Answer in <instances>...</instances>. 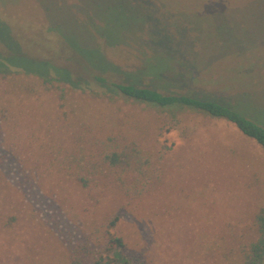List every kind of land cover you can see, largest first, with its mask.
Instances as JSON below:
<instances>
[{
	"label": "rangeland",
	"instance_id": "374dc122",
	"mask_svg": "<svg viewBox=\"0 0 264 264\" xmlns=\"http://www.w3.org/2000/svg\"><path fill=\"white\" fill-rule=\"evenodd\" d=\"M245 1L0 0V264H66L115 210L124 212L113 231L125 246L90 264L237 263L242 244L256 239L251 223L264 205V148L233 123L200 112L165 124L164 111L111 95L93 72L102 67L104 77L131 81L136 71L169 69L140 81L224 103L248 87L249 99L264 100V50L239 51L264 45V7ZM118 26L123 42L108 45ZM107 59L122 73L106 71ZM44 60L71 72L67 119L59 90L22 69H46ZM119 118L133 120L151 152L165 156L161 181L141 202H128L109 183L85 189L45 169L47 138L68 145L87 123L113 126Z\"/></svg>",
	"mask_w": 264,
	"mask_h": 264
},
{
	"label": "trees",
	"instance_id": "16d2710c",
	"mask_svg": "<svg viewBox=\"0 0 264 264\" xmlns=\"http://www.w3.org/2000/svg\"><path fill=\"white\" fill-rule=\"evenodd\" d=\"M211 1L217 2L218 0H209V2ZM237 1L246 2L245 0ZM258 1L264 7V0ZM233 4L235 1L227 3L225 8L226 6H233ZM162 21L164 25L167 24V21L163 19ZM116 22H120V20ZM12 38H14V44H20L15 36ZM122 38L125 37H123L121 27H119L114 29V33L105 39L108 45L115 46L123 42ZM4 40L5 38L0 36V43H3ZM154 41L156 45L157 36H155ZM196 41L198 38L195 37L194 39L190 38L187 42L189 46H194ZM239 48H241L240 53H245L251 50H264V45L251 42L249 45ZM44 64L46 69L26 66L22 69L41 76L43 84L48 89L59 90L60 110L63 117L67 119L68 114L62 107L64 108L66 104L67 95L64 85L66 83L74 84L71 79V72L69 68L57 66L47 60H44ZM143 65L145 66L146 63ZM111 66L113 67L111 73H122V68L109 60L108 66L104 65L103 67L107 71L110 70ZM247 68L251 69L250 67L245 69ZM102 69L99 67V71L93 72L99 87H103L111 95L124 96L161 110V112L164 111L162 114L166 117L165 124L168 121L172 123L183 121L186 119L183 115L186 110L188 112H200L233 123L240 131L252 137L264 148V100L260 97L256 100L249 99V94L253 90L248 87L245 88L247 90L236 93L231 103H224L215 99L198 97L192 92L158 89L155 86L144 85L140 81L142 77H164L166 73L170 72L169 69L158 71L156 75L150 73L142 77L136 71L131 81H116L115 74L113 77H104ZM241 71L240 73H243ZM51 72H54L58 79H52L49 76ZM178 112H180L179 115H177ZM127 125L128 128H125ZM147 139V132H140L133 120L126 121L119 118L113 126H108L100 120L90 122L68 135V145H60L52 138H47V143L50 145H45V169L67 175L85 189L101 183H109L128 202L138 203L148 196L153 187L161 181L164 171V154L151 152L147 146ZM124 205L128 207L129 203ZM123 214L124 212L120 213L119 210H115L107 215L103 224L93 228V234H90L85 241L81 240L76 244L66 264H90L100 254L109 252L113 248L122 249L125 246L124 239L113 230ZM251 226L255 231L256 239L250 244H242L237 263L234 264H263L264 262V205L255 214ZM231 248H233V244L223 250L225 258L232 256L234 249ZM230 261L232 260L230 259Z\"/></svg>",
	"mask_w": 264,
	"mask_h": 264
}]
</instances>
